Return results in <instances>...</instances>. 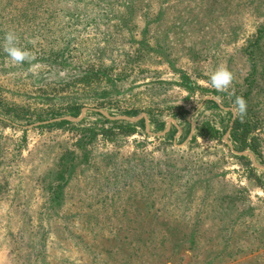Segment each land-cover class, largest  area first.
<instances>
[{
	"label": "rangeland",
	"instance_id": "374dc122",
	"mask_svg": "<svg viewBox=\"0 0 264 264\" xmlns=\"http://www.w3.org/2000/svg\"><path fill=\"white\" fill-rule=\"evenodd\" d=\"M0 117V264H264V0H0Z\"/></svg>",
	"mask_w": 264,
	"mask_h": 264
},
{
	"label": "clouds",
	"instance_id": "9594fccd",
	"mask_svg": "<svg viewBox=\"0 0 264 264\" xmlns=\"http://www.w3.org/2000/svg\"><path fill=\"white\" fill-rule=\"evenodd\" d=\"M18 43L19 38L14 32L9 31L5 34L3 48L14 64L22 65L24 62L31 63V61L36 59L32 52L18 47ZM30 43L34 44L35 40H31ZM233 81V73L223 65L219 66L210 77L211 86L217 91L227 92L232 87ZM230 94L234 95V91ZM246 111L247 102L242 96H237L232 106L233 116L242 119L246 115Z\"/></svg>",
	"mask_w": 264,
	"mask_h": 264
},
{
	"label": "water",
	"instance_id": "95a60500",
	"mask_svg": "<svg viewBox=\"0 0 264 264\" xmlns=\"http://www.w3.org/2000/svg\"><path fill=\"white\" fill-rule=\"evenodd\" d=\"M0 118H2V117H0ZM8 121H10V120H8ZM47 121H45V123H46ZM40 123H42V122H40ZM40 123H37V124H40Z\"/></svg>",
	"mask_w": 264,
	"mask_h": 264
},
{
	"label": "trees",
	"instance_id": "16d2710c",
	"mask_svg": "<svg viewBox=\"0 0 264 264\" xmlns=\"http://www.w3.org/2000/svg\"><path fill=\"white\" fill-rule=\"evenodd\" d=\"M77 109H78V107H77ZM78 111V110H77ZM243 149H245L246 147H242Z\"/></svg>",
	"mask_w": 264,
	"mask_h": 264
}]
</instances>
